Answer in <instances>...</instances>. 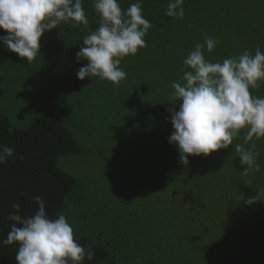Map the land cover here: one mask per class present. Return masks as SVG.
I'll use <instances>...</instances> for the list:
<instances>
[{
    "label": "trees",
    "instance_id": "obj_1",
    "mask_svg": "<svg viewBox=\"0 0 264 264\" xmlns=\"http://www.w3.org/2000/svg\"><path fill=\"white\" fill-rule=\"evenodd\" d=\"M93 2L82 3L86 26L46 32L31 63L0 41V145L15 149L0 164V241L12 205L32 216L38 195L50 218L63 213L76 241L95 250L84 264H264V197L244 202L264 188V138L244 145L255 143L259 172L242 174L235 145L246 130L185 166L168 140L167 111L172 83L183 85V61L205 34L217 41L203 49L210 62L254 55L258 45L264 52V0H184L183 19L165 14L168 0H142L146 46L121 60L127 78L118 85L76 75L87 64L76 53L99 27ZM134 2L119 0L122 10ZM251 92L264 97V82ZM94 127L102 137L87 136ZM96 164L114 171L115 184L89 183ZM18 247L0 244V264H16Z\"/></svg>",
    "mask_w": 264,
    "mask_h": 264
},
{
    "label": "clouds",
    "instance_id": "obj_2",
    "mask_svg": "<svg viewBox=\"0 0 264 264\" xmlns=\"http://www.w3.org/2000/svg\"><path fill=\"white\" fill-rule=\"evenodd\" d=\"M83 0H0V29L7 35L0 36L4 46L28 63L40 54L41 39L48 31L61 23L73 27L87 25ZM184 0H168L165 14L172 18L184 17ZM93 7L100 17L99 27L84 37L82 47L76 53L77 61L86 60L76 75L80 80L99 77L114 84L127 78L120 67L121 60L135 55L146 46L145 36L151 28L143 15L142 0H135L122 10L119 0H94ZM217 41L205 34L204 44L184 59L183 85L172 83L171 97L173 132L169 143L177 147L179 161L189 164V156H209L233 144L234 138L246 130L243 144H236L235 151L244 167L242 174L259 172V153L256 145L245 147L253 139L264 138V97L255 96L251 89L264 82V52L258 45L253 55L245 50L239 56L225 58L222 62H210L203 49L211 53ZM179 105L178 110L175 105ZM15 149L0 145V164L13 156ZM264 188L244 202L252 205L261 202ZM33 199L38 210L29 217L19 215V204L12 207L8 219L13 223L3 245L18 244L16 264H84L92 261L95 250L80 245L74 229L63 213L50 218L45 202L40 196ZM137 264H141L137 258Z\"/></svg>",
    "mask_w": 264,
    "mask_h": 264
},
{
    "label": "rangeland",
    "instance_id": "obj_3",
    "mask_svg": "<svg viewBox=\"0 0 264 264\" xmlns=\"http://www.w3.org/2000/svg\"><path fill=\"white\" fill-rule=\"evenodd\" d=\"M12 86L14 88L17 87L14 83H12ZM99 128L100 127H94L93 131H92L94 133H91L90 131H88L89 133H88L87 136L88 137H92V138H94V137H97V138L102 137V133L103 132H100ZM94 162H96V161L94 160L90 166H92ZM106 165H107V163H106ZM95 170H97V173H98L97 175H93L91 173L88 174L89 183L91 185H93V184L110 185L109 183L115 184L114 177H111V174L114 172L113 170H108V171L104 170L101 166H97V164L95 166Z\"/></svg>",
    "mask_w": 264,
    "mask_h": 264
}]
</instances>
